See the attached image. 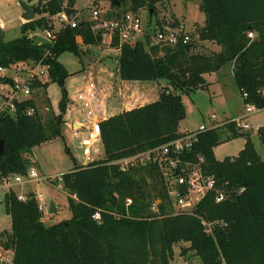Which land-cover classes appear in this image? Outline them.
Wrapping results in <instances>:
<instances>
[{
	"label": "trees",
	"instance_id": "trees-1",
	"mask_svg": "<svg viewBox=\"0 0 264 264\" xmlns=\"http://www.w3.org/2000/svg\"><path fill=\"white\" fill-rule=\"evenodd\" d=\"M158 1L112 0L118 3L113 9H127L111 12L107 18L143 7L155 13ZM74 6L75 0H37L38 18L21 24L19 37L0 41V66L43 59L46 80L34 89L45 91L53 83L60 88L58 113L52 112L46 120L34 96L16 103L13 116L0 114V177L25 175L29 162L22 153L62 136L69 101L64 84L69 73L58 58L66 52L80 57L83 46H98L102 36L84 20L74 28L60 29L52 46L37 45L27 34L50 29V19L60 12L76 15ZM199 9L204 26L185 44L159 49L148 48L147 39L130 44L112 38L109 47L118 50L120 80L163 79L168 86L161 88L157 100L99 123L102 158L79 165L65 147L73 168L54 181L61 182L66 193L69 219L46 226L32 193L22 202L13 191L5 192L3 203L11 231L1 237L4 249L12 252L11 264H170L173 247L180 242L189 244L181 254L192 251L202 264H264V158L257 153L251 135L234 122L198 131L189 155L191 160L202 156L204 171L229 193L221 203H215L214 194L208 193L191 211L174 213L155 163L135 164L125 172L117 164L181 137L179 123L185 117L181 95L208 90L204 75L228 64H232L243 106L264 109L260 94L264 88V0H200ZM250 32L254 38H248ZM196 42H210L219 50H197ZM27 109L33 113L28 115ZM256 134L264 144V128L259 127ZM238 137L244 138V145L235 157L221 161L214 157L215 147ZM96 212L99 220L93 218ZM202 222L209 224L210 232Z\"/></svg>",
	"mask_w": 264,
	"mask_h": 264
},
{
	"label": "rangeland",
	"instance_id": "rangeland-1",
	"mask_svg": "<svg viewBox=\"0 0 264 264\" xmlns=\"http://www.w3.org/2000/svg\"><path fill=\"white\" fill-rule=\"evenodd\" d=\"M21 1L33 6L37 2V0H0V34L4 42L20 36L19 28L21 24L25 23V21L21 19L22 9L19 6V2ZM88 3L89 0H75L74 7L78 11L76 13V22L82 20L91 21L89 7H95L100 10L102 18L107 17L111 12L122 13L123 10L127 9V7H121L117 10L113 9L110 0H92L91 6ZM199 6L200 0H159L154 6L155 13L151 11L150 14V11H148L146 7L139 9L137 12L141 14L143 22L145 23L148 21L149 23L147 30H144L142 35H138V38H141L143 41L145 34H149L148 32L153 30V24H157L159 27L168 23L173 25L174 20L178 22V24L183 25L190 35L196 34L197 31L204 26V15L200 11ZM36 18H38V16L34 15L33 19ZM50 22L52 25H55L56 28L59 27L57 23L54 24L55 22L52 19H50ZM254 37L255 35L253 34L252 38ZM36 40L41 41L39 37H36ZM200 43L203 45L207 44L204 42H196L197 50H203ZM117 57L118 50L109 48L104 37L96 50L91 49L87 52L82 51L80 57H76L68 52L60 55L58 61L69 72V77L65 80L64 84L69 98L63 116L66 122L79 119L80 116L77 113V108L70 100L72 101L76 95L75 89L83 87L88 81H93L96 86L100 88L103 97H110L113 109L108 112L114 115L118 113L120 107L117 106V100L113 98V96L118 92V88L122 90L123 94L126 93V90L119 84L120 79L117 72ZM223 68V73L217 84L214 82L215 75H209L208 81L213 82V84L209 86V90L197 89L189 95H181L185 106V117L179 123V131L182 133L194 131L202 125L210 126L209 117L212 114L215 115L217 121H228L233 117L244 114V109L232 77V64H228ZM45 80L46 79H44V81ZM126 84L131 91L133 87L139 90V92L137 90L138 95L136 98L132 97L129 99L130 104L127 105L129 108L137 107L141 104V97L139 98V96L143 97V95H145V100L148 102L157 100L161 88L168 86L163 79L158 81H128ZM33 96L36 101L37 110L43 120L49 118L52 112L55 114L58 113L60 88L56 84H49L45 91L42 89L35 91ZM47 100L49 101V107H47ZM146 101L144 103H146ZM49 109L51 111H49ZM242 122L247 123L249 128L241 131L251 135L252 142L258 150H256L257 153L261 158H264V144L262 150L259 144L260 141L256 134H254L259 127L264 128V109L253 113L248 118L242 120ZM62 136L42 143L22 153L23 158L29 161L28 167L33 168L38 176L45 178L51 177L56 180V178H60L62 174L67 173L73 168L72 158L76 163L85 159L81 153V143L73 139L74 134L68 131V129H65L64 133L62 132ZM81 136L83 137V135ZM243 143V137L235 138L217 146L214 149V154L219 160H223L226 157H233L242 149ZM65 147H68L72 158L65 152ZM98 156L99 158L103 157L101 143L91 147V157L94 158ZM31 187L37 188L36 191L43 196L45 207L42 213V222L46 226L70 218V212L66 203V193L62 190L61 182L56 183L53 181L49 184L40 182L31 185ZM20 191L21 190L17 188V192ZM4 194L5 190L0 189V248L5 252V258L8 260V264L11 251L4 249V239L1 235L3 232L11 231V220L4 211ZM51 200L56 204L58 209L57 213H48L49 202ZM188 246V243L183 242L175 245L173 247V258L170 264H186L189 262L192 264H202L192 251L186 250L181 254V250L183 248L186 249Z\"/></svg>",
	"mask_w": 264,
	"mask_h": 264
},
{
	"label": "built area",
	"instance_id": "built-area-1",
	"mask_svg": "<svg viewBox=\"0 0 264 264\" xmlns=\"http://www.w3.org/2000/svg\"><path fill=\"white\" fill-rule=\"evenodd\" d=\"M91 2L92 0H89L88 4L90 5ZM89 13L91 15V29L95 33H99L102 38L107 39L108 46L115 36L118 37L120 43L133 44L137 40H142L138 38V35H142L144 30L148 28L149 22L144 23L139 12L128 11L121 16L102 18L100 10L95 7H89ZM76 17V15L68 16L64 11L60 12L51 18L55 22L54 24L57 23L59 25L58 28L51 24L52 27L50 29L29 32L27 34L28 38L37 45L49 44L52 46L55 43L56 33L60 29L67 26L76 27ZM153 27V30L144 36V40L147 39L148 48L174 47L179 42L185 44L190 40L191 35L185 30L183 25L178 24L173 27L172 24L168 23L161 27L153 24ZM247 36L252 38L253 34L250 32ZM36 37H39L41 41H37ZM44 79H46V65L43 64V59L37 62H19L7 67L0 66V114L13 116L16 110V103L31 99L35 91V84L43 83ZM75 94L74 99L70 100V102L77 108L81 121L76 123L79 124L82 134L75 132L73 138L81 143V153L86 157V161L81 165H87L94 161L89 156L91 147L100 143L99 123L106 119L107 116L106 100L102 96L99 87L93 81H88L83 87L76 88ZM260 94L264 97V88L261 89ZM245 97L246 94L243 95V98ZM243 109L244 114L235 120L217 121L215 115L212 114L209 117L210 126L202 125L194 131L183 132L184 134L181 137L169 143L153 150L118 160L117 164L120 170L125 172L135 164L155 163L159 170L167 199L174 213L191 211L208 193L214 194L215 203H221L227 200L229 193L218 186L217 180L213 175L204 171L202 156H197L195 160H191L189 155L193 145L197 142L198 131L218 128L231 121L240 130L248 129V124L242 122V120L260 110L249 104L244 105ZM26 113L30 115L33 110L27 109ZM54 180V178L40 177L33 168H28L25 175L0 177V189L5 190V192L13 191L18 201L25 202L29 193H16L14 191L16 187H25L31 183L38 184L40 182L49 184ZM242 190L240 189V191ZM32 194L38 209L43 213L45 204L42 202V194L37 191ZM129 203L130 200H127V204ZM155 204L151 208L153 211L156 210ZM93 218L99 220V213L96 212ZM202 224L210 232V229H208L209 224L205 222H202ZM7 262L5 252L0 248V264H7Z\"/></svg>",
	"mask_w": 264,
	"mask_h": 264
},
{
	"label": "crops",
	"instance_id": "crops-1",
	"mask_svg": "<svg viewBox=\"0 0 264 264\" xmlns=\"http://www.w3.org/2000/svg\"><path fill=\"white\" fill-rule=\"evenodd\" d=\"M75 8V7H74ZM76 41H77V43L78 44H81V39L78 37V38H76ZM105 41L106 42H108V40L107 39H105ZM204 43H207V44H202V43H200L201 44V47L203 48V50L205 51V52H207L208 50H211V51H218L219 50V48L215 45V44H212V43H210V42H204ZM210 46V47H209ZM109 47V46H108ZM211 47H214V48H211ZM98 48V46H91V47H89V46H83L82 47V51H84V52H87L88 50H91V49H93V50H96ZM110 48V47H109ZM116 62H117V60H116ZM223 69L224 68H222V69H220L219 71H217V72H215V73H209V74H205L204 75V78H205V80L209 83V86L211 85V84H213V82H209L208 81V77H210L209 75H215V78H214V82L217 84L218 82H219V80H220V78H221V74L223 73ZM67 70V69H66ZM69 73V72H68ZM233 77V76H232ZM126 83H128V81H122V80H119V84H121L120 86L124 89V90H126V93H124L123 94V92H122V90H120V88H118V92L115 94V96H113V98H115L116 100H117V106L118 107H120L119 108V111H118V113H121V112H123V111H126V110H130V109H132V108H134V107H131V108H129V107H127V105L128 104H130V101H129V99L130 98H136L137 97V88L135 89L134 87H133V89H132V91L128 88L129 86L126 84ZM119 86V87H120ZM100 89V88H99ZM237 89V88H236ZM39 89H36L35 91H38ZM208 90H209V87H208ZM34 91V92H35ZM101 91V90H100ZM138 92H139V90H138ZM142 92V91H141ZM237 92H238V90H237ZM101 93H102V91H101ZM143 93V92H142ZM34 94V93H33ZM123 94V95H122ZM110 95H112V94H110ZM238 95H239V93H238ZM141 97V98H140ZM105 98V102H106V109H107V116H106V118H108V117H110V116H112V115H114V114H111V113H109L108 111H110L111 109H113V104H112V102H110V97L109 96H105L104 97ZM139 98L141 99V104L139 105V106H141V105H144V104H146V103H148V101H146L145 100V95H143V97L142 96H139ZM239 98H240V96H239ZM146 101V103H144ZM240 101H241V98H240ZM241 104H242V101H241ZM242 107H243V104H242ZM261 111V110H260ZM117 113V114H118ZM242 115H240V116H236V117H233L232 119H229V120H235V119H238V118H240ZM81 121V119H76L75 121H70V122H66V120H64V122L65 123H63L62 124V126H61V133L63 132L64 133V131H65V129H68V131H71L72 132V134H74L75 132H78V133H81L82 132V130L80 129V127H79V124H77L76 122H80ZM180 133H182L181 131H179ZM254 134H256V131H255V133ZM256 136H257V134H256ZM63 137V136H62ZM74 139V138H73ZM251 140H252V138H251ZM79 142V141H78ZM254 144V143H253ZM260 144V148L263 150V148H264V146H263V144L261 145V143H259ZM41 145V144H40ZM243 145H244V143H243ZM262 146H263V148H262ZM254 147H255V145H254ZM34 148V147H33ZM216 148V147H215ZM214 148V149H215ZM242 148H243V146H242ZM214 149H213V153H214ZM255 149H256V147H255ZM241 150V149H240ZM239 150V151H240ZM257 150V149H256ZM238 151V152H239ZM258 151V150H257ZM238 154V153H237ZM90 158L92 159V160H94V159H96V158H99V157H94V158H92L91 157V153H90ZM236 156V155H235ZM235 156H233V157H235ZM85 159L83 160V161H81V162H79V163H77V164H79V165H81L83 162H85L86 161V157L85 156H83ZM214 157L217 159V160H219L216 156H215V154H214ZM219 161H221V160H219ZM29 162V161H28ZM47 178H51V177H47ZM31 185H34V183H31V184H29V185H26L25 187H16L15 189H14V191L16 192V193H30V192H32V193H35L36 192V190H37V188H32L31 187ZM17 188H19L21 191L20 192H17ZM42 202H43V198H42ZM55 204V203H54ZM55 206H56V204H55ZM57 208V207H56ZM49 210V209H48ZM4 211H5V209H4ZM57 212H58V209H57ZM56 212V213H57ZM6 214V213H5ZM8 216V215H7ZM9 217V216H8ZM10 218V217H9ZM12 253V252H11ZM10 253V260H9V263L8 264H11V258H12V254Z\"/></svg>",
	"mask_w": 264,
	"mask_h": 264
},
{
	"label": "water",
	"instance_id": "water-1",
	"mask_svg": "<svg viewBox=\"0 0 264 264\" xmlns=\"http://www.w3.org/2000/svg\"><path fill=\"white\" fill-rule=\"evenodd\" d=\"M112 1V0H110ZM19 6L21 7L22 9V14H21V19L24 20L25 22H30L33 20V17L35 15V9H34V6L33 5H29L25 2H19ZM111 6H115L117 7L118 6V3L116 2L115 4L111 3ZM150 14H151V11H150ZM2 40V35L0 34V41ZM2 142H0V154L2 153ZM57 212V208L54 204V202L51 200L49 202V210H48V213L49 214H53V213H56Z\"/></svg>",
	"mask_w": 264,
	"mask_h": 264
}]
</instances>
